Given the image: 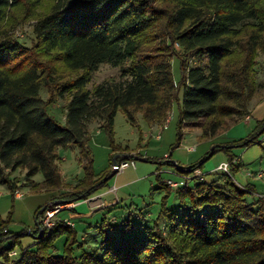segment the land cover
I'll use <instances>...</instances> for the list:
<instances>
[{"label":"trees","instance_id":"16d2710c","mask_svg":"<svg viewBox=\"0 0 264 264\" xmlns=\"http://www.w3.org/2000/svg\"><path fill=\"white\" fill-rule=\"evenodd\" d=\"M31 20L36 42L28 48L11 32ZM260 54L264 0H0V185L15 199L20 180L13 173L20 169L33 192L60 190L65 181L58 149L73 145L80 150L84 178L49 202H76L108 186L116 175L113 163L111 171L96 175L88 124L99 120L113 141L120 108L132 124L141 112L152 126L164 124L178 101V142L172 151L181 145L185 127L199 128L201 140L213 141L264 99H256L264 87L256 68ZM174 58L180 63L179 82ZM104 63L119 66L121 80L88 88L90 73ZM63 95L68 96L65 124L50 112ZM262 134L264 118L245 138L214 143L202 161L183 169L201 168L216 152L250 146ZM128 157L136 156L117 160ZM235 158L230 157L233 174L242 169ZM39 173L43 180L37 182ZM161 187L172 191L166 182ZM246 187L218 172L210 181L196 180L175 190L178 212L170 213L165 200L152 227L142 231L129 220L115 232L102 228L98 247L89 248L63 219L51 232L39 228L47 202L29 230L37 239L33 248L21 243L26 232H9L10 218L2 221L0 259L3 264H264V202ZM162 216L169 221L167 234ZM17 244L21 258H10Z\"/></svg>","mask_w":264,"mask_h":264},{"label":"rangeland","instance_id":"374dc122","mask_svg":"<svg viewBox=\"0 0 264 264\" xmlns=\"http://www.w3.org/2000/svg\"><path fill=\"white\" fill-rule=\"evenodd\" d=\"M34 21H26L18 25L12 32L11 36L18 40L24 46L30 48L36 42V35L34 33ZM178 48V45H176ZM173 74L176 82L181 79L180 63L179 60L174 58L172 61ZM256 68L259 71V81L264 82V55L260 54L257 58ZM81 73V72H79ZM121 68L119 66H112L104 63L100 64L98 68L90 73L88 88L93 89L96 85L103 83L107 80H121ZM41 95L44 99L49 96L48 91L44 88L41 90ZM182 93L179 98L182 100ZM264 97V87H261L256 99ZM68 96L63 95L57 97L56 101L50 106V112L56 116L58 121L62 124L66 122V103ZM179 115V103L174 101L172 109L169 113V121L164 124L155 125L151 127L143 118V114L139 112L136 116L137 124H132L128 121L123 109H119L115 117L114 135L112 137L100 127L99 120H92L88 124V130L91 139L88 143L94 159V171L96 175L102 176L106 172L112 170V163L116 157H121L123 154L135 155L137 168H128L123 173L116 174L109 180V185L117 187L116 193H109L103 196L105 199H113L119 196L118 204L108 209H98L92 207L91 202L84 199L76 201L83 205L77 209L78 213L84 215L81 218H76V230L78 232L79 240L82 242V237H86L84 247H98L101 242L102 236L98 234L101 231L103 223L105 226L111 224L123 226L131 220L133 225L138 226L142 231L147 227H152L163 209V203L167 201V207L170 213L178 212L181 202L179 200L178 192L172 190L168 194V190L161 187V182L168 179L178 180L180 174L177 166L170 163L176 161L180 166L185 165L183 162L173 158L165 153H170L173 146L178 142L177 121ZM244 120L235 124L240 125L235 128L230 134L231 141L245 138L254 131L255 120L251 123H244ZM242 124V125H241ZM166 126V127H165ZM234 126V125H233ZM243 126V127H242ZM244 132H243V131ZM184 135L179 147L186 148L195 145V149L191 151V163L200 162L204 159L206 154L212 148L205 140L200 139L201 130L199 128L185 127L183 129ZM243 133V134H242ZM161 134V138L157 139V135ZM243 135V136H242ZM264 142V134L259 137V140L250 145H260ZM263 145V144H262ZM247 147L236 146L230 149L229 152L218 151L211 158L206 160L201 169L206 175V181H210L216 176V169L224 160L230 162L231 156L240 155L243 149ZM177 147V148H179ZM175 148L174 151L177 149ZM264 154V148H262ZM58 154L60 156L59 167L65 181L64 187L58 190L57 195L63 192H69L75 189L80 180L84 178V170L80 164V150L77 146H69L67 148H59ZM235 158V159H236ZM243 170L251 171L254 174H264V155L260 156L256 164H240ZM250 169V170H249ZM241 170L234 172V175L241 173ZM222 172H218V174ZM256 176V175H255ZM13 177L20 180L19 188H22L26 196L23 199H14L9 189L6 186L0 185V191L4 193L0 198V224L3 220L7 221L10 218L8 229L9 232L27 234L21 236V243L24 247H32L37 239L29 234V230L36 227V211L39 207L41 199L33 197L29 190V181L26 178V171L18 169L13 173ZM36 181H42L43 175L41 173L34 177ZM196 180L190 181V186L195 184ZM255 193L264 194V181H259ZM249 187V186H248ZM256 196L263 199L261 195ZM92 196L86 198L91 199ZM62 203V209L56 216V223L61 220L59 214L67 209L65 205L73 203L69 200H52ZM99 204V203H98ZM94 205V204H93ZM51 208V207H48ZM71 208V207H68ZM70 215L74 217L73 211H63L61 216ZM180 216L183 214L180 213ZM161 225L162 230L167 234L169 229V221L163 219ZM55 223V224H56ZM111 223V224H110ZM136 227L137 229H139ZM134 228V227H133ZM100 229V230H99ZM65 238L61 237L56 242V252L61 254L64 249ZM16 249L21 251V245L17 244ZM77 253L79 251L77 250Z\"/></svg>","mask_w":264,"mask_h":264},{"label":"crops","instance_id":"0c3cea01","mask_svg":"<svg viewBox=\"0 0 264 264\" xmlns=\"http://www.w3.org/2000/svg\"><path fill=\"white\" fill-rule=\"evenodd\" d=\"M263 118H264V99L261 100L258 104H256L254 106V108L252 109L251 113L244 119V121L242 122V124H244V123H251L252 120H255V126H254V128H255L256 127V124H257V121L258 120H261ZM154 126L155 125H152L151 127H154ZM239 126L240 125H237V126L234 125V126L230 127L227 131H225L224 133H222L221 135H219L218 137H216L213 141L207 140L206 142L209 143L210 146L212 147L214 143L231 141V138L232 137H230V134H232V131L235 128L239 127ZM160 138H161V134H160ZM160 138H157V139H160ZM192 147H195V145L190 146V147H186V148L179 147L175 151L170 152L169 154L168 153H165V156L171 155L173 158H176L177 160L183 162L185 164V165H183L184 167L190 166L188 164L191 163V151H193L192 150ZM262 148H264V142H261L260 145H254V146H250V147H248L246 149H243L242 153L240 155H237V158L234 160V163L235 164H239V165L241 163H244L245 165L246 164H249V165L250 164H256V162L259 159V157L261 155L262 156L264 155L263 154V150H261ZM223 162H225V160ZM135 168H137V165H136ZM247 170H248L247 168H244L243 170H241V173L234 175L235 181L238 182V183H240V184H242V185L250 186L254 190H257V185L256 184L259 181H264V174L262 173V177L261 178L260 177H255L256 174H254L253 172L251 173V171H247ZM249 174H253V175L250 176ZM37 182H39V181H37ZM109 186H111V185H108V186L100 189L99 191H97L93 195H91L93 197L94 196H100L102 198L103 204H100V207L98 208L99 210L100 209H108V208L113 207V206H115L116 204L119 203L118 202L119 196H116V198L108 199V200L105 199V198H103V196H106L109 193H111V191H109ZM28 188L31 191V194H32L33 197H39L41 199V202L39 204V207L41 205L49 202V200L51 199V197L54 196V195H57V193H58L57 191H54V192H46V191L33 192L31 190L30 185H29ZM25 196H26V194L23 197H19V198H15V199H23ZM94 203L97 206L99 202L96 201ZM81 205H83V204L77 203V202H73V206L71 208H67V209H65L63 211H73L74 212V217L73 216L71 217L70 215L61 216V213L63 212L62 211L59 214L60 218L63 219V220H70L73 223V226L76 228L75 219L76 218H81V217L84 216V215H82V213H78L77 212L78 207L81 206ZM105 224L103 223V225L100 227L101 228V231L98 232L99 236L102 235V228H105V229H107L108 231H111V232L118 231L119 226L117 227L116 225H113L111 223H110L111 224L110 226H108V225L105 226ZM82 239H83V241H86L87 240L86 237H82Z\"/></svg>","mask_w":264,"mask_h":264},{"label":"built area","instance_id":"2783aa9c","mask_svg":"<svg viewBox=\"0 0 264 264\" xmlns=\"http://www.w3.org/2000/svg\"><path fill=\"white\" fill-rule=\"evenodd\" d=\"M167 121H169V118L167 119ZM157 138H160V134L157 135ZM194 149H195V147H192V150H194ZM173 164L175 166H177L178 172L180 174V178L178 180L168 179L165 181L166 184L172 190H177L179 188L188 186L190 184V181L193 179L199 180V181H205L206 180L207 173H204L201 168H195L191 172L187 173L184 171L183 166H180L176 161H173ZM130 167H134V168L136 167L135 157H128V158L122 159V160L118 161L117 165L113 164V170L115 171L116 174L123 173L126 169H128ZM216 172H222V173L228 174L229 176L233 177L235 180L234 174L231 172L230 162L225 161V162L220 163L216 169ZM249 175L252 176L253 174H249ZM255 177L261 178L262 173L256 174ZM238 184L241 187H243L244 189H247V187L245 185H242L240 183H238ZM109 191L116 193L117 187L115 185H111V186H109ZM252 193L257 194V195H261L262 197H264V194L255 193L253 191H252ZM3 195H4V193L2 191H0V197H2ZM13 195L15 198H19V197H23L25 195V193L23 192V190L21 188L18 187L15 190ZM85 200L91 202L93 209L99 208L100 204H103V200L100 196H94V197L92 196L91 199H85ZM96 201L99 202V204L97 206L94 203ZM65 206H66V208L72 207L73 203L67 204ZM49 207H51V208H46L42 212V214L39 216L38 222L42 228H45L48 232H51L52 228L54 227V225L57 221L56 216L62 209H64V206L62 205V203H59L57 201H53ZM65 221L68 224L73 226V223L70 220H65ZM5 231H8V229H5ZM9 257L10 258H19V257L21 258V251L14 249V250L9 252ZM3 263L4 262L0 259V264H3ZM7 264H12V262H8Z\"/></svg>","mask_w":264,"mask_h":264},{"label":"water","instance_id":"95a60500","mask_svg":"<svg viewBox=\"0 0 264 264\" xmlns=\"http://www.w3.org/2000/svg\"><path fill=\"white\" fill-rule=\"evenodd\" d=\"M117 158H118V157H116V158L114 159V162H113V163H114V165H117V164H118V160H117ZM39 228H41V229H42V227H41L40 225H39Z\"/></svg>","mask_w":264,"mask_h":264}]
</instances>
